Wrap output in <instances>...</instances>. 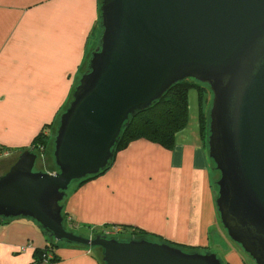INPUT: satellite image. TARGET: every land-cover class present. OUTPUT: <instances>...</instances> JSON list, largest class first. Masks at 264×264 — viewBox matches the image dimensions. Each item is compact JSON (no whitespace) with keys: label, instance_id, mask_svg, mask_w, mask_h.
Here are the masks:
<instances>
[{"label":"water","instance_id":"water-1","mask_svg":"<svg viewBox=\"0 0 264 264\" xmlns=\"http://www.w3.org/2000/svg\"><path fill=\"white\" fill-rule=\"evenodd\" d=\"M100 34L58 117L57 170L23 150L0 175V219L25 217L103 264H223L146 237L85 235L63 224L71 185L110 166L121 129L184 79L208 87V156L228 237L264 264V0H101Z\"/></svg>","mask_w":264,"mask_h":264},{"label":"crops","instance_id":"crops-1","mask_svg":"<svg viewBox=\"0 0 264 264\" xmlns=\"http://www.w3.org/2000/svg\"><path fill=\"white\" fill-rule=\"evenodd\" d=\"M100 3L0 0V175L41 130L52 135L97 45ZM197 123L178 131L170 148L134 139L107 170L71 186L62 202L71 227L85 234L138 228L209 250L219 223L212 162ZM46 238L29 218L0 221V264H34ZM54 254L52 264H101L93 249L78 245L59 244Z\"/></svg>","mask_w":264,"mask_h":264},{"label":"trees","instance_id":"trees-1","mask_svg":"<svg viewBox=\"0 0 264 264\" xmlns=\"http://www.w3.org/2000/svg\"><path fill=\"white\" fill-rule=\"evenodd\" d=\"M97 44H98V41H97ZM88 58H89V54L86 57V59L83 61V65L81 66V69H80L81 74L85 72L87 69ZM191 86H194L197 89L199 126H200V131H201V134L205 142V146H206V141H207V136H208V117L205 118V115H204V99H205V95H206V91L208 90V87L192 79H184L182 81H179L173 84L169 88V90L163 95V97L157 102H155V104H153L149 109L139 112L136 115L130 117L128 123L124 125L121 129L119 140L114 147L115 153L118 149L125 147L130 141L134 139H138V138H145L151 141H155L166 148H170L174 143L175 134L178 131L182 130L187 125V121H188V98L187 97H188V89ZM64 108L65 107H63V109ZM57 122H58V117H56L53 123V130L56 129L55 125L57 124ZM51 143H53L52 135L47 136L43 133V130H41L33 138L31 146L28 149H32L34 152L39 154L38 149L40 148V146H43L44 152H45V158L40 164L43 170L52 172V171H56L57 169L56 166L54 168H49V169L45 168L46 165H48V161H49L48 156L51 157L50 156L51 155ZM109 167H107L103 171H100L96 175L89 176L85 179H82L78 182L73 183L72 186L76 183L80 184L88 179L96 177L97 175L107 170ZM213 186L217 190L216 185L213 184ZM62 216H63V224L65 225V227L67 229L76 231L74 228L71 227V222L67 220L68 214H66L64 210H62ZM8 220H11V219H0V221L2 222L8 221ZM112 227L113 226L111 227L105 226V228H112ZM104 229L102 233H96L94 231L92 234H85V233H82V234H85V235L104 234ZM120 229H121V232L119 233V236H118L119 238L127 239V238L146 237L151 240L168 242L169 244L179 247L183 249L184 251H200V252L210 251L208 250L207 247L191 246L187 244H181V243H175L173 241H168L166 239H163L156 235H152L138 228H127L124 226H120ZM43 232L45 231L43 230ZM45 234L47 236L46 245L43 248H36L33 252L34 254L33 263L34 264H37L39 261H41L43 257L42 255L46 253H50L52 255V262H54L57 259L56 258L57 256L54 254V248L57 247V245L59 244H66L64 242L53 240L46 232ZM66 245H76V244H66ZM98 250L99 249L96 248L97 252ZM97 258L100 260L102 264L101 258L99 257ZM222 263L228 264V262H222Z\"/></svg>","mask_w":264,"mask_h":264},{"label":"rangeland","instance_id":"rangeland-1","mask_svg":"<svg viewBox=\"0 0 264 264\" xmlns=\"http://www.w3.org/2000/svg\"><path fill=\"white\" fill-rule=\"evenodd\" d=\"M90 54H89V57H90ZM87 64H88V61H87ZM187 98H188V103L190 106V110H189V106H188L187 125L190 128L191 127L195 128L196 127V121L199 120V117H198V93H197V89L194 86H191L188 89V97ZM210 102H211V94H210L209 90H207L206 95H205V99H204V115H205V118L208 117V108H209ZM189 111H190V113H189ZM56 125H55V127H56ZM198 125L199 124L197 123V126ZM54 134H55V130H53V132H52V137H54ZM52 151H53V143H51V155H50L51 157L48 156L49 161H48V165H46V167H45L46 169L54 168L56 166L54 163V160H53ZM41 162H42V160L38 159L36 162L35 168L42 169V166L40 164ZM218 176H219V173L217 170L214 169V164L212 163L211 179H212V183L214 185H216L215 181L218 179ZM214 189L216 191L215 187H214ZM217 219H218V223H219V228L217 230V234H215V232H213L211 234L212 235L211 236V242L213 243V245H211L209 250L212 252H215L217 254V256L219 257V259L222 260V262H228V264H255L253 259L247 253H245L235 242H233L228 237V235L226 234L222 225L220 224L218 214H217ZM220 232L222 234H220ZM92 249H93V252L97 253L98 257L101 258V251L98 250V252H97L96 248H92ZM102 264H103V262H102Z\"/></svg>","mask_w":264,"mask_h":264},{"label":"built area","instance_id":"built-area-1","mask_svg":"<svg viewBox=\"0 0 264 264\" xmlns=\"http://www.w3.org/2000/svg\"><path fill=\"white\" fill-rule=\"evenodd\" d=\"M43 133L46 135L47 133L45 131H43ZM38 159H41L42 161L45 158V152H44V147L40 146V148L38 149ZM54 172V171H52ZM67 220L70 221V217H67ZM121 232L120 226H113L111 229H107L104 234L107 236H115L118 237L119 233ZM42 259L41 261H39L37 264H52V255L50 253H46L42 255Z\"/></svg>","mask_w":264,"mask_h":264}]
</instances>
